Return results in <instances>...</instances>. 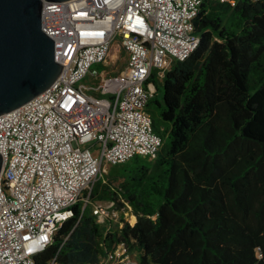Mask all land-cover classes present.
Returning <instances> with one entry per match:
<instances>
[{"label": "trees", "instance_id": "1", "mask_svg": "<svg viewBox=\"0 0 264 264\" xmlns=\"http://www.w3.org/2000/svg\"><path fill=\"white\" fill-rule=\"evenodd\" d=\"M193 24V52L150 77L156 157L111 165L85 190L129 205L134 223L105 225L79 200L39 262H95L124 242L139 264H264V0H203Z\"/></svg>", "mask_w": 264, "mask_h": 264}, {"label": "built area", "instance_id": "2", "mask_svg": "<svg viewBox=\"0 0 264 264\" xmlns=\"http://www.w3.org/2000/svg\"><path fill=\"white\" fill-rule=\"evenodd\" d=\"M202 1H43L42 28L64 67L42 93L0 114V264H59L36 256L75 204H91L101 222L110 213L84 191L107 166L156 157L162 140L147 110L156 92L150 77L161 80L197 47L193 19ZM115 43L128 56L125 66L114 73L92 68L110 65ZM83 264L139 263L119 242Z\"/></svg>", "mask_w": 264, "mask_h": 264}, {"label": "water", "instance_id": "3", "mask_svg": "<svg viewBox=\"0 0 264 264\" xmlns=\"http://www.w3.org/2000/svg\"><path fill=\"white\" fill-rule=\"evenodd\" d=\"M43 1L0 0V114L42 93L64 67L56 60L52 37L42 28ZM2 161L0 153V170Z\"/></svg>", "mask_w": 264, "mask_h": 264}, {"label": "rangeland", "instance_id": "4", "mask_svg": "<svg viewBox=\"0 0 264 264\" xmlns=\"http://www.w3.org/2000/svg\"><path fill=\"white\" fill-rule=\"evenodd\" d=\"M118 45L117 43L113 44L112 49L110 51V60H109V66H105L102 63H94L92 65V68L96 69L97 71L101 72L102 70L107 71L108 73H110V71L112 70L114 72H117L119 70H121L125 64L127 63V54L123 51H119V49L117 48ZM88 78H85L84 81H86ZM163 94V90L162 88H160L157 91V95L161 98ZM109 168L108 166L106 167V169ZM90 188H87L86 191L88 192ZM85 195V191L83 193V196ZM91 200V198H90ZM93 203V202H92ZM94 203H98L101 206H106L109 208L110 213L108 215V218L106 219V221H102L103 224L107 225H112V226H117L122 219L124 220H128L130 223H134L132 222V216H134V214H132V212L130 211V208L127 207L125 208V210L123 211H112L111 207H110V203L108 201H99V202H94ZM108 221H111L110 223H107ZM134 251V252H133ZM131 253V256L134 259H138L137 258V252L135 250H133Z\"/></svg>", "mask_w": 264, "mask_h": 264}, {"label": "bare ground", "instance_id": "5", "mask_svg": "<svg viewBox=\"0 0 264 264\" xmlns=\"http://www.w3.org/2000/svg\"><path fill=\"white\" fill-rule=\"evenodd\" d=\"M131 220H132V222H133V221L135 220V216H132V219H131Z\"/></svg>", "mask_w": 264, "mask_h": 264}]
</instances>
